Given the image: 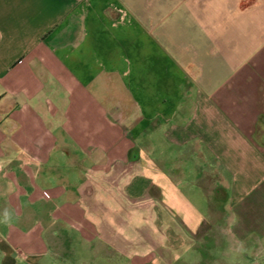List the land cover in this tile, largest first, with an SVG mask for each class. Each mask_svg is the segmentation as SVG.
I'll return each mask as SVG.
<instances>
[{
  "label": "crops",
  "instance_id": "crops-1",
  "mask_svg": "<svg viewBox=\"0 0 264 264\" xmlns=\"http://www.w3.org/2000/svg\"><path fill=\"white\" fill-rule=\"evenodd\" d=\"M0 264H264V0H0Z\"/></svg>",
  "mask_w": 264,
  "mask_h": 264
}]
</instances>
